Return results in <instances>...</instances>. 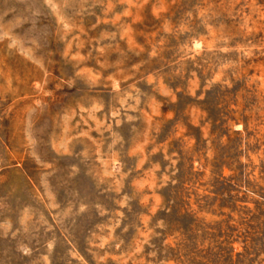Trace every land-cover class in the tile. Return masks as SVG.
Returning <instances> with one entry per match:
<instances>
[{
  "label": "rangeland",
  "instance_id": "obj_1",
  "mask_svg": "<svg viewBox=\"0 0 264 264\" xmlns=\"http://www.w3.org/2000/svg\"><path fill=\"white\" fill-rule=\"evenodd\" d=\"M0 264H264V0H0Z\"/></svg>",
  "mask_w": 264,
  "mask_h": 264
}]
</instances>
